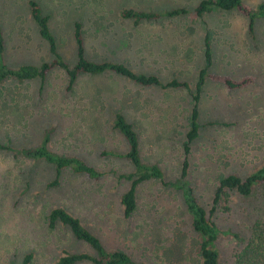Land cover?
Returning <instances> with one entry per match:
<instances>
[{
    "label": "rangeland",
    "instance_id": "rangeland-1",
    "mask_svg": "<svg viewBox=\"0 0 264 264\" xmlns=\"http://www.w3.org/2000/svg\"><path fill=\"white\" fill-rule=\"evenodd\" d=\"M30 0H0L3 60L10 67L40 66L55 59L33 20ZM55 37L56 50L72 66L76 61L73 24L80 21L86 56L94 61L126 64L136 73L156 74L161 81L184 80L188 88L145 86L103 72L81 73L68 89L64 69L54 67L44 82L39 77L0 82V143L34 147L51 129L49 148L76 155L101 171L98 179L64 168L57 184L54 166L0 149V264H56L64 251L92 249L76 240L68 227L51 228L47 215L64 207L96 234L106 249H119L146 264H201V233L191 225L181 193L153 178L137 187L136 208L125 216L121 194L133 171L124 154L127 142L113 126L121 113L135 130L141 159L157 164L164 178L179 177L183 142L194 101L191 93L204 65V36L209 35L213 62L210 73L253 83L233 90L206 78L198 102V137L191 143L187 182L208 210L220 179L228 173L245 177L264 161V18L252 32L249 18L236 10L193 11L201 0H35ZM252 7L264 0H243ZM132 7L162 12L186 8L178 16L135 22L120 16ZM102 151L108 154L102 155ZM264 218V184L249 195L225 188L213 220L222 234L213 247L219 264H234V254ZM76 264H92L83 261Z\"/></svg>",
    "mask_w": 264,
    "mask_h": 264
},
{
    "label": "trees",
    "instance_id": "trees-1",
    "mask_svg": "<svg viewBox=\"0 0 264 264\" xmlns=\"http://www.w3.org/2000/svg\"><path fill=\"white\" fill-rule=\"evenodd\" d=\"M30 13L33 20L37 23L41 37L48 43L50 51L55 55V59L50 62H44L40 66L31 64H22L18 67H10L3 60L4 41L0 29V82L6 78H13L18 81L39 77L42 82L45 81L47 74L56 66L65 70L68 75V89H70L81 73L99 74L103 72H112L114 74L126 77L132 81L145 86H159L163 88H188V83L184 80L172 78L166 82L161 81L156 74L136 73L126 64L110 60L94 61L85 54L82 24L75 21L73 24V37L76 45V61L70 66L62 60L56 50L55 37L51 33L48 25V16L43 15L39 3L35 0L29 1ZM213 8L220 10H236L238 13L249 18V29L252 32L255 18H264V2H260L256 7H252L243 0H201L194 8L196 15L201 16L204 13L212 11ZM187 13L186 8H175L162 12L136 9L132 7L123 8L120 16L132 19L135 22L141 20H151L162 16H178ZM204 65L199 70L198 79L195 84V92L191 93L194 101L191 109L190 125L186 132V139L183 142L184 158L181 163L179 177L173 181L164 178V173L159 165L144 162L140 156L139 141L135 130L130 122L119 112L115 114L113 126L117 128L127 142V150L124 154L118 152L110 153L126 157L133 166V171L122 174L130 184L121 194L120 204L125 216L131 215L136 208V193L138 185L149 179H159L160 182L169 186L172 185L182 196V200L187 212L191 217L192 228L202 234L203 240L200 243V263L201 264H219V253L213 247V243L222 234H231L235 238L239 236L229 230H221L213 220L218 201L220 200L223 189H233L241 195H249L253 188L259 184H264V161L260 167L241 177L236 173L224 175L215 190L212 204L206 210L198 201L195 191L187 182L188 169L190 162L188 155L191 143L198 137L201 123L198 121V102L200 93L206 78H213L220 81L227 89L233 90L242 88L253 83V77L244 76L234 79L228 75L210 73L209 69L213 62V54L209 35L204 36ZM51 129H45L40 143L34 147H14L9 144L0 143V149H7L21 154L24 157L34 160H45L52 164L55 169V178L50 184H57L60 172L64 168H70L75 173H80L91 179H98L101 171L88 164L83 158L76 155H65L57 153L49 148ZM102 155L108 154V151H102ZM48 225L53 228L60 223L70 230L76 240L83 241L93 251L88 252L64 251L58 258L56 264H76L83 261H89L92 264H146L142 261H135L125 251L119 249H106L101 239L86 227L79 217L73 215L64 207L52 208L48 215ZM241 240V238H239ZM31 254L28 253L20 264H28ZM234 264H264V218L254 222L251 227V235L245 241L243 247L234 254Z\"/></svg>",
    "mask_w": 264,
    "mask_h": 264
}]
</instances>
